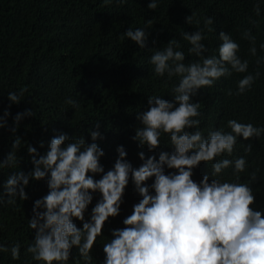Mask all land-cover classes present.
Listing matches in <instances>:
<instances>
[{
	"label": "clouds",
	"instance_id": "9594fccd",
	"mask_svg": "<svg viewBox=\"0 0 264 264\" xmlns=\"http://www.w3.org/2000/svg\"><path fill=\"white\" fill-rule=\"evenodd\" d=\"M111 2L104 0L105 4ZM159 2L150 0L147 7L155 10ZM261 2L264 0H257L254 5L257 16ZM194 16L195 13L187 16L186 23L199 25L200 20H194ZM249 22L258 23L251 18ZM212 23V17H206L203 28L181 33L189 44L187 52L196 59L185 62V52L174 37L161 48L152 49L149 57L155 76L164 77L165 83L173 78L178 82L171 87V101L156 94L148 97L147 109L137 114L141 127L135 130L132 139L151 152L167 135L165 144L173 146L171 152L160 151L158 158L148 156L146 159L144 152H140L144 162L134 168L126 159L123 145H118L114 164L105 172L100 163L104 152L96 143L98 138L102 139L98 130L90 132L91 143L83 136L56 135L44 154L31 144L27 146L33 167L27 173L15 171L7 175L3 192H0V205H16L17 198L27 199L25 187L30 179H47L49 191L34 201L32 216L27 219L28 228L35 231L24 251L31 254L32 261L68 264L75 247L84 264H90V250L101 235L105 221L119 213L131 178L142 198L124 218L126 227L113 229L112 238L104 242L102 264H264V215L261 210L250 207L254 202L250 185L257 175L253 171L250 179L242 181L240 173L248 168L247 156H233L237 138H261L264 125L232 118L226 121V127L211 129L205 134L199 127L201 104L191 99L199 89L211 88L221 77L232 73L244 75L236 81L235 92L228 89L227 94L245 93L259 78L264 56H257L256 36L248 29L241 37L250 42L248 51L256 57L258 67L254 72L248 70L249 60L239 55L240 45L230 33L220 31L218 47L213 54H207L208 48L202 41L206 39L205 29L213 30ZM123 36L141 48L145 46L144 28H129ZM259 48L264 50V41L259 43ZM26 91L27 86L8 91V100L19 103ZM64 103L79 107V102L72 97H65ZM8 115L5 109L0 117V128L6 126ZM30 115H34L31 109L18 112L13 118L14 124L18 126L24 116ZM193 126L196 130L189 132ZM12 131L15 132L16 127ZM22 143L25 142L16 136L11 151L0 161V170L18 164L20 158L16 153ZM251 151L252 144H245L244 152ZM201 161L211 162L210 172L195 182L191 178L193 168ZM165 168L177 171L166 174ZM229 168L234 179L223 178ZM94 174L102 175L95 179ZM209 176L213 177L210 182ZM149 178H153L152 183H144ZM94 192H99L101 198L91 209L90 218L85 220L84 212ZM73 217L83 222L82 227L76 226ZM4 227L0 223V230ZM21 246L18 240L11 244L0 242V252L10 253L13 260H18Z\"/></svg>",
	"mask_w": 264,
	"mask_h": 264
},
{
	"label": "trees",
	"instance_id": "16d2710c",
	"mask_svg": "<svg viewBox=\"0 0 264 264\" xmlns=\"http://www.w3.org/2000/svg\"><path fill=\"white\" fill-rule=\"evenodd\" d=\"M150 0H0V117L8 110L7 124L0 128V161L11 151L16 136L25 142L17 151L20 158L14 168L0 170V192L7 175L15 171L27 173L33 167L27 146L31 144L40 154L48 150L52 137L66 133L69 138L83 136L91 143V131H99L102 139L96 143L103 149L100 158L105 172L109 170L118 155L116 148L123 145L126 159L134 168L143 164L139 153L156 156L160 151L171 152L173 146L167 135L153 151L140 146L132 137L141 127L137 114L148 107V97L156 94L171 101V87L176 78L165 83L164 77L155 76L149 63L152 49L161 48L173 37L180 41L185 52V62L196 59L187 52L189 44L181 33L194 32L203 28V19L212 17V31L205 29L206 39L202 41L213 54L220 41V31L230 33L239 45V55L249 60V71L257 69L256 57L248 51L250 42L241 37L248 29L256 36L257 56H264L259 43L264 41V2L260 3V15L255 13L257 0H160L155 10L147 7ZM195 13L194 20L200 24L186 23V17ZM252 21L258 23H250ZM151 20V24L146 21ZM129 28H144L147 38L141 48L135 41L124 37ZM260 76L251 89L240 95L235 92L236 81L243 73H232L221 77L211 88L199 89L191 97L201 104V124L205 134L211 129L226 127L228 119L264 125V64L259 66ZM27 86L23 99L11 103L7 92ZM65 97L79 102L78 108L64 103ZM31 109L34 115L24 116L18 126L14 117L18 112ZM98 126V127H97ZM16 127L13 132L12 128ZM196 127L189 128L194 132ZM41 142L43 146H41ZM251 143L252 151L246 154L244 145ZM246 155L248 168L240 173L241 180L256 172L251 183L254 202L250 207L261 210L264 215V136L237 138L233 156ZM231 158V157H229ZM211 162L201 161L193 168L192 179L199 182L210 172ZM176 169L165 168L168 172ZM91 174V173H89ZM102 174H94L99 179ZM224 179H234L231 168L225 170ZM213 177L209 176V182ZM153 178L144 183L151 184ZM27 199L17 198L16 205H0V242L11 244L20 241V259L13 260L10 253L0 252V264H39L25 253L27 243L34 238V231L28 228L27 219L32 216L36 199L49 191L47 179L31 180L25 187ZM91 191V190H90ZM93 200L84 212L88 220L91 209L101 198L99 192L92 193ZM142 197L129 178L119 213L105 221L101 235L97 237L90 256V264H102L105 253L103 244L112 238V230L126 227L124 218L132 213L133 205ZM77 227L82 221L73 217ZM72 257H75L73 259ZM84 264L78 250L73 247L68 264Z\"/></svg>",
	"mask_w": 264,
	"mask_h": 264
}]
</instances>
